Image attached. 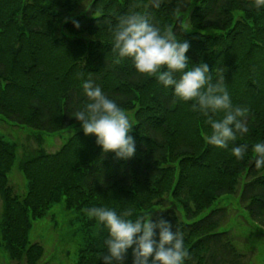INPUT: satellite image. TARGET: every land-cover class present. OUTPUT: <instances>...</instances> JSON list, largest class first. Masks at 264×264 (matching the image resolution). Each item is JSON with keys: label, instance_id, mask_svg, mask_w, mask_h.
<instances>
[{"label": "trees", "instance_id": "1", "mask_svg": "<svg viewBox=\"0 0 264 264\" xmlns=\"http://www.w3.org/2000/svg\"><path fill=\"white\" fill-rule=\"evenodd\" d=\"M196 1L188 18L194 30L187 31L177 17L176 0L159 7L150 0H0L4 119L47 133L64 131L80 123L72 113L88 102L83 84L91 79L135 121L130 134L136 153L127 160L103 152L94 134L81 131L55 153L37 149L20 164L28 181L25 196L9 183L15 146L0 138L1 229L12 259L39 264L44 248L29 242L32 220L65 200L68 209L83 216L87 233L79 264H100L107 230L85 209L107 206L131 211L135 218L153 214L169 197L191 221L172 206L152 216L170 220L173 230L184 233L186 264H250L223 229L226 209L211 207L238 194L248 214L264 227V169L254 167L251 149L264 140V7H255V0ZM132 12L146 13L150 23L187 40L189 66L207 63L213 82L227 87L249 129L235 141L248 144L244 159L232 155L231 141L227 149L209 144V125L191 110V102L181 101L155 77L137 73L130 58L121 59L112 50L111 28ZM206 29L220 33L201 31Z\"/></svg>", "mask_w": 264, "mask_h": 264}, {"label": "clouds", "instance_id": "2", "mask_svg": "<svg viewBox=\"0 0 264 264\" xmlns=\"http://www.w3.org/2000/svg\"><path fill=\"white\" fill-rule=\"evenodd\" d=\"M152 3L159 7L160 0ZM255 7H264V0H255ZM111 41L112 50L121 59L130 58L137 73L155 77L181 101L191 102V110L202 115L209 125V144L227 149L231 141L232 155L237 160L244 159L248 144H235L238 134L243 136L249 131L241 120L244 110L233 106L224 84L213 82L207 63L189 66L187 40L178 39L171 29L162 30L150 23L146 13L132 12L120 17L111 28ZM83 89L88 102L72 115L84 134H94L103 152H113L122 160L132 158L136 144L130 134L135 125L131 114L91 79L84 82ZM251 149L254 167L264 169V140L252 144ZM85 211L107 230L106 252L98 253L100 264H128L129 256L131 264H186L189 251L184 233L178 228L173 230L170 220L153 219L152 213L132 218L131 211L118 212L107 206Z\"/></svg>", "mask_w": 264, "mask_h": 264}, {"label": "rangeland", "instance_id": "3", "mask_svg": "<svg viewBox=\"0 0 264 264\" xmlns=\"http://www.w3.org/2000/svg\"><path fill=\"white\" fill-rule=\"evenodd\" d=\"M152 1V0H150ZM172 0H160L170 2ZM178 3L177 17L187 31L194 29L188 18L197 4L196 0H176ZM235 15H240L235 12ZM205 34H218V29L201 30ZM131 119L135 123L133 113ZM83 132L81 124L74 125L64 131L47 133L27 126H18L0 115V138L15 146V162L9 173V183L17 194L25 196L28 181L20 169V164L37 149L43 148L48 153L57 152L76 132ZM161 206L153 208V214L165 207H176L186 220L184 208L173 198L163 199ZM224 207L227 220L223 229L229 230L237 248L248 255L250 264H264V227L257 223L240 202L239 195L224 196L211 208ZM210 208V209H211ZM3 199L0 194V264H25L11 258L2 239L1 223L3 219ZM201 214V217L208 213ZM188 221H191L187 219ZM83 216L75 209H68L65 200L54 204L44 218L32 220L29 231V242L39 243L44 248V255L39 264H79L80 250L84 248L87 233L83 228Z\"/></svg>", "mask_w": 264, "mask_h": 264}]
</instances>
